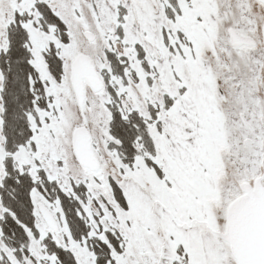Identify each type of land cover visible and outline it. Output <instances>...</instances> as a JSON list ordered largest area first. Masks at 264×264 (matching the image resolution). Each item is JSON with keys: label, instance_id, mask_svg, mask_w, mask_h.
<instances>
[{"label": "snow or ice", "instance_id": "6c2138e0", "mask_svg": "<svg viewBox=\"0 0 264 264\" xmlns=\"http://www.w3.org/2000/svg\"><path fill=\"white\" fill-rule=\"evenodd\" d=\"M0 264H264V0H0Z\"/></svg>", "mask_w": 264, "mask_h": 264}]
</instances>
